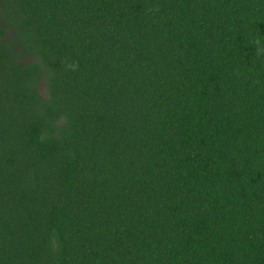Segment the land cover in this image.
<instances>
[{
    "label": "trees",
    "instance_id": "obj_1",
    "mask_svg": "<svg viewBox=\"0 0 264 264\" xmlns=\"http://www.w3.org/2000/svg\"><path fill=\"white\" fill-rule=\"evenodd\" d=\"M0 264H264V0H0Z\"/></svg>",
    "mask_w": 264,
    "mask_h": 264
},
{
    "label": "rangeland",
    "instance_id": "obj_2",
    "mask_svg": "<svg viewBox=\"0 0 264 264\" xmlns=\"http://www.w3.org/2000/svg\"><path fill=\"white\" fill-rule=\"evenodd\" d=\"M38 89H39L40 93H42V94L45 93V85H44V82H42V80L38 84Z\"/></svg>",
    "mask_w": 264,
    "mask_h": 264
},
{
    "label": "clouds",
    "instance_id": "obj_3",
    "mask_svg": "<svg viewBox=\"0 0 264 264\" xmlns=\"http://www.w3.org/2000/svg\"><path fill=\"white\" fill-rule=\"evenodd\" d=\"M256 43H257V44H259L260 42H259V41H257ZM260 50H262V49H258V51H260Z\"/></svg>",
    "mask_w": 264,
    "mask_h": 264
}]
</instances>
